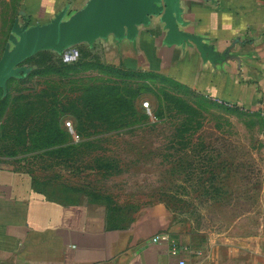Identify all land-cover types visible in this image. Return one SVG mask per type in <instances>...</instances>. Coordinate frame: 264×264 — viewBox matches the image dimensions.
I'll return each mask as SVG.
<instances>
[{"label":"rangeland","instance_id":"374dc122","mask_svg":"<svg viewBox=\"0 0 264 264\" xmlns=\"http://www.w3.org/2000/svg\"><path fill=\"white\" fill-rule=\"evenodd\" d=\"M20 11L21 0H0V64L20 40ZM256 98L247 107L107 66L85 40L40 47L0 78V167L50 198L104 206L115 226L160 215L165 233L201 250L264 249V97Z\"/></svg>","mask_w":264,"mask_h":264},{"label":"crops","instance_id":"0c3cea01","mask_svg":"<svg viewBox=\"0 0 264 264\" xmlns=\"http://www.w3.org/2000/svg\"><path fill=\"white\" fill-rule=\"evenodd\" d=\"M98 0H21L27 29L68 21ZM143 21L120 33L92 34L108 66L153 72L220 101L251 107L264 97V1L176 0L167 21L165 0ZM166 220L147 217L115 226L105 207L63 202L33 188L28 176L0 167V264H264V249L215 245L196 257H174L165 242ZM210 247H213L212 249Z\"/></svg>","mask_w":264,"mask_h":264},{"label":"water","instance_id":"95a60500","mask_svg":"<svg viewBox=\"0 0 264 264\" xmlns=\"http://www.w3.org/2000/svg\"><path fill=\"white\" fill-rule=\"evenodd\" d=\"M154 1L156 0H98L88 11L68 21H62L61 16H58L47 26L17 28L15 32L20 40L16 43L15 50L0 64V78L18 60L37 48L84 40L92 42V34L105 30L120 33L124 26L131 27L143 21L147 14L155 13L157 8L153 5ZM165 1L168 7L166 19L173 30L171 15L176 10V0Z\"/></svg>","mask_w":264,"mask_h":264},{"label":"built area","instance_id":"2783aa9c","mask_svg":"<svg viewBox=\"0 0 264 264\" xmlns=\"http://www.w3.org/2000/svg\"><path fill=\"white\" fill-rule=\"evenodd\" d=\"M151 241L154 243H156V242L167 243L169 245V252L174 257H179L183 253H189V254H192L193 256H196V257L201 256L200 250H195V249L191 248V246H189V245L180 243L177 239H173L167 233L156 234L151 238ZM178 264H185V261L182 259H179Z\"/></svg>","mask_w":264,"mask_h":264},{"label":"trees","instance_id":"16d2710c","mask_svg":"<svg viewBox=\"0 0 264 264\" xmlns=\"http://www.w3.org/2000/svg\"><path fill=\"white\" fill-rule=\"evenodd\" d=\"M107 66H108V65H107ZM111 67H113V66H111ZM130 100H131V99H130ZM119 102H121V101H119ZM124 102H125V101H124ZM49 103L51 104V109H50V111H51V112L53 113V115L56 117V120H57V117H58V119H59V113L57 112L58 109H57V107H56V106H57V101L54 100L53 96L51 97ZM128 109H130L132 112L136 110L134 101H129ZM52 124H54V126H55V125L57 126V122H55V121H51V124H49V127H50V125H52ZM109 217H110V216H109Z\"/></svg>","mask_w":264,"mask_h":264}]
</instances>
